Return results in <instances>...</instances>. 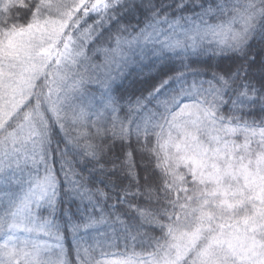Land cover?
I'll use <instances>...</instances> for the list:
<instances>
[{
    "label": "snow or ice",
    "instance_id": "6c2138e0",
    "mask_svg": "<svg viewBox=\"0 0 264 264\" xmlns=\"http://www.w3.org/2000/svg\"><path fill=\"white\" fill-rule=\"evenodd\" d=\"M0 264H264V0H0Z\"/></svg>",
    "mask_w": 264,
    "mask_h": 264
},
{
    "label": "trees",
    "instance_id": "16d2710c",
    "mask_svg": "<svg viewBox=\"0 0 264 264\" xmlns=\"http://www.w3.org/2000/svg\"><path fill=\"white\" fill-rule=\"evenodd\" d=\"M122 250V249H121Z\"/></svg>",
    "mask_w": 264,
    "mask_h": 264
}]
</instances>
